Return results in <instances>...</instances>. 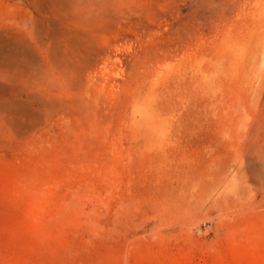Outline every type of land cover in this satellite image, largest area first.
Masks as SVG:
<instances>
[{
    "label": "rangeland",
    "instance_id": "rangeland-1",
    "mask_svg": "<svg viewBox=\"0 0 264 264\" xmlns=\"http://www.w3.org/2000/svg\"><path fill=\"white\" fill-rule=\"evenodd\" d=\"M57 1L0 0V264H264V195L209 206L211 164L247 162V135L227 122L215 142L205 120L179 126L181 104L142 137L112 57L97 116L83 118L50 66L53 46L82 53ZM96 39L112 51V25Z\"/></svg>",
    "mask_w": 264,
    "mask_h": 264
},
{
    "label": "bare ground",
    "instance_id": "bare-ground-1",
    "mask_svg": "<svg viewBox=\"0 0 264 264\" xmlns=\"http://www.w3.org/2000/svg\"><path fill=\"white\" fill-rule=\"evenodd\" d=\"M53 10L68 22L69 33H62L71 47L82 53L64 60L53 46L50 66L83 118L97 116L94 90L107 82L99 64L112 57L123 71L117 85L130 98L129 119L142 137L161 133L168 109L181 104L179 126L205 120L215 142L228 134L227 122L247 135V162L222 157L211 164L209 206L258 202L264 195V0H60ZM110 25L112 51L94 45Z\"/></svg>",
    "mask_w": 264,
    "mask_h": 264
}]
</instances>
